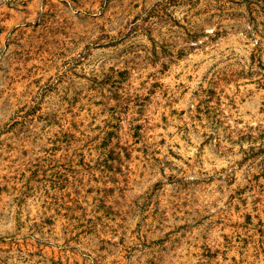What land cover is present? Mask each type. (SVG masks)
<instances>
[{"label":"rangeland","instance_id":"1","mask_svg":"<svg viewBox=\"0 0 264 264\" xmlns=\"http://www.w3.org/2000/svg\"><path fill=\"white\" fill-rule=\"evenodd\" d=\"M0 264H264V0H0Z\"/></svg>","mask_w":264,"mask_h":264}]
</instances>
